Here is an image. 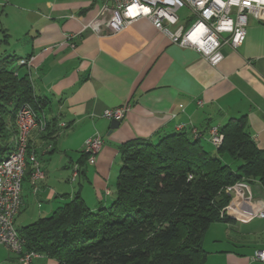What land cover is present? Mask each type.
<instances>
[{"label":"crops","instance_id":"obj_1","mask_svg":"<svg viewBox=\"0 0 264 264\" xmlns=\"http://www.w3.org/2000/svg\"><path fill=\"white\" fill-rule=\"evenodd\" d=\"M103 1L0 0V63L10 59L9 67L29 78L44 117L57 129L49 133L51 124L29 133V149L44 177L33 192L27 167L15 223L29 210L34 219L48 216L77 194L91 210L108 206L123 162L120 146L132 139L156 140L185 131L213 147L209 127L241 119L254 144L264 149V10L260 18L248 19L243 43L222 48L223 59L211 65L194 49L172 43L146 18L115 34L84 31L68 38L81 31ZM188 13L185 7L178 12L181 20ZM20 58L29 64L18 65ZM125 104L129 109L111 128L102 112ZM9 125L13 145L14 119ZM95 133L103 145L90 162L84 141ZM242 188L249 199H263L257 180L242 182ZM229 196L227 204H232L234 196ZM245 209H234L237 216L231 212L207 226L204 264H263L252 257L264 250V217L243 218ZM0 264H18L1 245ZM31 264L57 261L39 254Z\"/></svg>","mask_w":264,"mask_h":264},{"label":"trees","instance_id":"obj_2","mask_svg":"<svg viewBox=\"0 0 264 264\" xmlns=\"http://www.w3.org/2000/svg\"><path fill=\"white\" fill-rule=\"evenodd\" d=\"M11 62L0 63V157L22 103L44 116L29 78L19 77ZM51 124L47 120V130ZM219 131L223 141L214 152L185 131L123 143L115 199L91 210L75 195L17 229L25 249L57 264H204L203 235L221 220L230 198L225 187L245 179L264 188V149L254 144L243 121H229Z\"/></svg>","mask_w":264,"mask_h":264},{"label":"built area","instance_id":"obj_3","mask_svg":"<svg viewBox=\"0 0 264 264\" xmlns=\"http://www.w3.org/2000/svg\"><path fill=\"white\" fill-rule=\"evenodd\" d=\"M184 7L189 13L181 20L178 12ZM261 10H264V0H104L96 15L82 25L81 31L67 37H81L80 32L84 31L97 36L111 35L139 18H146L172 43L192 48L211 65H216L224 57L222 48L236 49L243 43L248 19L260 18ZM17 64H29V59H17ZM128 109V104L107 108L102 116L120 120ZM14 122L13 147L0 157V245L16 256L18 264H31L39 253L25 249V239L15 227V217L22 206L21 182L27 163H30L33 192L37 190V181L44 177L34 150L29 149L28 136L34 129L45 131L47 119L37 115L29 103H22L15 113ZM208 134L209 142L218 148L223 134L217 126L209 127ZM195 135H199L198 131ZM102 145L103 139L97 133L85 139L83 149L90 162L95 160ZM225 191L234 199L233 206L229 203L220 211L221 219L231 212L237 216L239 213L234 209L239 208H246L245 215H241L243 218L264 217V194L260 201L249 199L242 182L227 185ZM252 258L264 264V250H257Z\"/></svg>","mask_w":264,"mask_h":264},{"label":"rangeland","instance_id":"obj_4","mask_svg":"<svg viewBox=\"0 0 264 264\" xmlns=\"http://www.w3.org/2000/svg\"><path fill=\"white\" fill-rule=\"evenodd\" d=\"M204 146H205V148L207 149V150H209V152H212L213 150H214V146L212 147L210 144H207V143H204ZM8 147V148H7ZM12 147H13V145H11V144H8L7 146H6V148H7V153L12 149ZM241 182H245V179H240L239 181H238V183H241ZM226 206V205H225ZM224 206V207H225ZM35 213V212H34ZM34 213H32L31 212V210H29L28 212H26V213H23L19 218H17L16 219V223H15V226L16 227H18V228H21V227H23V226H26V225H28V224H30V223H32V221H35L36 219H34V218H37V217H34ZM206 236H204V247L206 246V244H208L207 242H206V239L207 238H205ZM2 246V245H1Z\"/></svg>","mask_w":264,"mask_h":264},{"label":"water","instance_id":"obj_5","mask_svg":"<svg viewBox=\"0 0 264 264\" xmlns=\"http://www.w3.org/2000/svg\"><path fill=\"white\" fill-rule=\"evenodd\" d=\"M118 125H119V120L111 119V124H110L111 128L118 127Z\"/></svg>","mask_w":264,"mask_h":264}]
</instances>
